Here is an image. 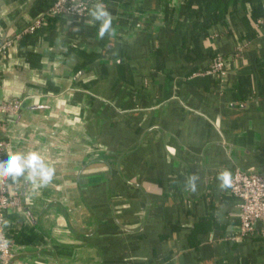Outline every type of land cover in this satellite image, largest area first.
Listing matches in <instances>:
<instances>
[{
    "label": "crops",
    "instance_id": "obj_1",
    "mask_svg": "<svg viewBox=\"0 0 264 264\" xmlns=\"http://www.w3.org/2000/svg\"><path fill=\"white\" fill-rule=\"evenodd\" d=\"M54 2L0 0V40L48 15L0 58V101L23 99L6 152L56 170L45 188L15 182L11 264H264V235L230 237L237 198L216 179L264 174V0H102L104 40ZM217 53L221 77L205 73Z\"/></svg>",
    "mask_w": 264,
    "mask_h": 264
},
{
    "label": "built area",
    "instance_id": "obj_2",
    "mask_svg": "<svg viewBox=\"0 0 264 264\" xmlns=\"http://www.w3.org/2000/svg\"><path fill=\"white\" fill-rule=\"evenodd\" d=\"M94 2L97 0H55L49 12L83 15ZM47 19L48 15L44 14L27 26L23 33L14 38L5 37L0 40V58L7 55L15 40L19 39L22 34L35 32L47 22ZM225 64V57L217 53L205 73L221 77L227 72ZM22 105V98L0 101V114L2 115L0 117V160H6L8 157L5 134L9 129V119L20 113ZM233 179V188L226 192L237 198L239 228L230 237L237 240L238 237L243 238L252 234L264 235V174L236 169L233 173ZM14 208L22 211L18 186L15 182L0 180V264H7L12 253L18 248L14 238L8 233V214Z\"/></svg>",
    "mask_w": 264,
    "mask_h": 264
},
{
    "label": "clouds",
    "instance_id": "obj_3",
    "mask_svg": "<svg viewBox=\"0 0 264 264\" xmlns=\"http://www.w3.org/2000/svg\"><path fill=\"white\" fill-rule=\"evenodd\" d=\"M88 15L92 23L98 22L97 38L104 40L115 35L116 29L113 26L112 15L104 6L102 0H97L95 5L88 9ZM56 170L54 165L48 162L38 150L28 152L8 153L6 160H0V180L16 182L23 180L35 188H45L55 178ZM218 188L227 191L233 188L234 179L232 171L228 168L217 173ZM200 180L198 173L191 174L187 183L193 191L197 189V181Z\"/></svg>",
    "mask_w": 264,
    "mask_h": 264
},
{
    "label": "water",
    "instance_id": "obj_4",
    "mask_svg": "<svg viewBox=\"0 0 264 264\" xmlns=\"http://www.w3.org/2000/svg\"><path fill=\"white\" fill-rule=\"evenodd\" d=\"M21 113V112H20ZM238 169H241V170H243V171H247V172H259L258 170H246V169H244V168H238ZM21 204H22V201H21ZM22 212H25V208H24V205L22 204ZM23 248H18V249H16L13 253H12V255L10 256V258H9V260H8V263L7 264H11L12 263V259H13V257L15 256V255H17V254H19L20 252H21V250H22Z\"/></svg>",
    "mask_w": 264,
    "mask_h": 264
},
{
    "label": "trees",
    "instance_id": "obj_5",
    "mask_svg": "<svg viewBox=\"0 0 264 264\" xmlns=\"http://www.w3.org/2000/svg\"><path fill=\"white\" fill-rule=\"evenodd\" d=\"M101 213V212H100ZM209 223V220L207 221H197L195 223L196 227L193 229L192 234L190 235V240L192 239V236L199 230H203V225H207Z\"/></svg>",
    "mask_w": 264,
    "mask_h": 264
}]
</instances>
